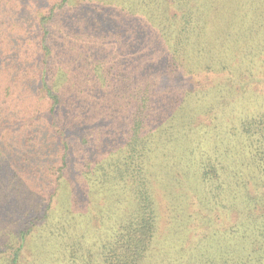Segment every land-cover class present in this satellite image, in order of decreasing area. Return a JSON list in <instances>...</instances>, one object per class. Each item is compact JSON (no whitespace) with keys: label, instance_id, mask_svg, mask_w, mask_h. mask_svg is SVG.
<instances>
[{"label":"trees","instance_id":"trees-1","mask_svg":"<svg viewBox=\"0 0 264 264\" xmlns=\"http://www.w3.org/2000/svg\"><path fill=\"white\" fill-rule=\"evenodd\" d=\"M20 6L18 0H0V11L8 20L4 22L12 25L7 32L0 25V85L7 95L13 89L24 94L28 90L18 99L34 101L35 110L30 117L22 113L18 122H12L6 116L10 108H5L0 192L19 189L18 169H33L28 164L34 165L32 174L39 172L44 187L32 192L34 204L24 209L25 217L16 216L12 203L5 207L9 213L1 214L3 264H23L35 231L44 250L41 254L52 264L61 254H69L70 264H143L152 254L157 233L150 169L158 159V168L174 167L176 159L182 161V152L192 157L196 148L215 156V163L229 164L233 159L226 157L227 146H250L251 153L244 152L248 166L239 171V204H262L261 195L252 193L248 185L255 180L264 184V115L243 120L242 131L249 139L239 138V119L227 122L220 142L208 146L201 139L203 146L195 147L197 135L192 134L201 130L194 122L203 114L225 106L215 117L220 121L229 106L239 107V99L248 91L255 98L263 96L264 91L253 84L264 79V0H32L28 6L34 11L23 19ZM31 26L37 43L27 53L24 43L32 35ZM197 86L204 89L195 91ZM240 86L246 92L239 98ZM65 103L70 114L95 109L99 117L104 109L108 113L114 107L123 108L131 119L119 155L113 156L117 151H108L111 144L102 138L101 146L108 145L102 152L108 154L97 156L96 170L91 161L86 163L96 171L89 173V179L100 178L105 188L114 184L112 188L116 185L121 194L134 197L129 214L106 215L105 221L115 220L94 250L72 234L74 223L63 213L53 219V201L64 184L72 150L71 134L58 119ZM202 156L195 164L198 170H209ZM207 170L200 177L203 185L213 180ZM258 222L249 223L235 239L231 263L264 264V228L258 233Z\"/></svg>","mask_w":264,"mask_h":264},{"label":"rangeland","instance_id":"rangeland-1","mask_svg":"<svg viewBox=\"0 0 264 264\" xmlns=\"http://www.w3.org/2000/svg\"><path fill=\"white\" fill-rule=\"evenodd\" d=\"M18 1L21 5L18 11H20L22 19L28 13L34 11L30 10V6H28L32 0ZM22 1H27L28 4ZM0 20H2L0 25H3V32L10 30L9 27H12V25L8 27L9 22H4L7 19L5 12L2 10L0 11ZM30 30H33L32 35H29L28 39L25 37L26 42L24 43L27 53L31 52L33 50L32 46L37 43L35 41L36 35L33 36L34 27L31 26ZM7 43L9 42L6 41L1 47H5ZM194 78L198 79L199 77ZM167 84L169 83L167 82ZM253 85L257 91H264V79L255 81ZM242 87H239L241 89L239 98L243 92H246ZM201 89H204L203 86L195 87V91H200ZM17 90L13 89L7 95V91H4V84L0 85V136L3 135L2 119L6 114L5 108H10V112L6 116L11 117L12 122H18L22 113L26 118L30 117L35 110V102L29 101V98L19 100V96L24 94V91L20 93ZM26 92L28 90L25 91V94ZM41 93L45 95L44 91ZM262 95L259 98H255L252 91H248L239 99V107L229 106L225 116L220 121L215 119V117L221 111L222 113L224 112L225 106L203 114L202 117L194 122L195 125H201V130H197L196 133L192 134L197 135L194 137L195 147L203 146L202 144L204 143L208 146L213 141L216 143L217 141L220 142V136L224 135L222 129L225 128L227 122L229 124L231 121H237L238 119L239 138L249 139L246 136L247 134L242 131L243 120L248 117H254L257 114L264 115V94ZM208 105L212 107L210 103ZM81 106L84 107L85 104ZM17 108L21 109V111L15 114ZM40 108L43 107L40 106ZM61 110L62 114L58 119L62 121V125L68 128L71 134L68 136L72 150L70 152V165L65 170L63 177L64 184L60 186L53 201V206L55 207L53 219L59 218L63 213L65 217H68L74 223V227L71 229L72 234L74 233L79 242L83 243L85 247H91L94 250L98 247V244H101L102 236L106 235L115 220L109 219V221H105L106 215H111L114 218L123 216L126 212L129 214L133 209L132 200L134 197L129 192L121 194L120 189H116V185L115 188H112L114 184L104 183L109 187L105 188L100 178L95 182V178L89 179L92 175L89 173H95L96 171L88 169L86 163L91 161L90 163H93L92 168L95 169L99 166L97 164L98 157L108 154L102 152V149L108 147L107 144L101 146V140L103 139L108 144H111V147H108L107 150L110 151L113 148L117 151L113 156L119 155L118 153L121 152L120 149L123 146H118L123 145L128 140L129 135H125V133L123 135V132L127 131L126 129L131 119L128 118V113L123 108L115 109L114 107H109L108 113L104 109V116L99 115V117L95 116L94 113H97L95 109L88 113L79 111L76 114H70L68 103H65ZM74 115L75 119H73L74 117L70 118V116ZM11 131L16 132L17 128ZM201 139L204 140V143L201 142ZM74 140L75 143L73 142ZM250 149H252L250 146L244 147L241 143L239 144V149L234 145L227 146L225 149L226 157L228 160L233 159V162L229 163L231 167L226 161L215 163L213 161L215 156L208 154L206 151L204 152V148H196L197 154L192 157H189L188 151L182 152V161L178 162L176 159L172 163L174 167L171 164H168L170 166L163 164L160 169L158 168V165L161 164L160 159L157 160L156 164L150 169L151 188L157 210V233L151 249L152 254L143 264H217L218 260L220 264H233L231 263V258L235 255V249H237V247L235 248V239L246 230L247 225L258 220L261 223L259 224L258 222L257 232L261 233L260 230L264 228V184L262 185L255 180L256 184L250 181L248 185L252 193L261 195L262 204L250 205L248 203V207L247 205L239 204V171H244L245 167L248 166L246 159L244 162V152L246 151L245 153L250 154ZM40 152L45 157V151L42 150ZM201 154L204 155L202 156L204 157L203 162L209 164L210 168L205 164L209 170H198L195 161L200 160ZM210 156L212 157L211 160ZM49 158L50 156L44 159L47 161ZM27 161H24L25 165L28 164ZM28 167L34 169L32 164H28ZM33 169H18L20 183L17 184H20L21 187L10 190V192H0V241L2 240L1 214L4 210L6 211L5 213H9L5 207L12 203L17 213L16 216L25 217L28 207H32L31 204H34L32 192H40L42 187H44L43 184H40L41 180H39V172H36L37 168L34 170L36 172L34 174H32ZM205 170L210 171L209 175L213 179L208 181V185L201 184L200 177ZM8 183L13 184L12 182ZM57 184L54 183V185ZM50 191H53L52 187ZM232 191H234L233 196L231 194ZM74 195L77 199L74 198ZM250 207L253 213H251ZM237 229H239V234H237ZM37 235L35 231L29 237L30 243L24 253L23 264H52L47 260L46 255L41 254L43 248L37 243ZM85 252L87 255L88 252ZM215 254H217V260L214 259ZM55 258L56 260H53L55 264L60 261L62 264L71 263L69 254L67 256L61 254L60 260L57 256ZM202 258L205 261L202 262ZM226 259L228 260L226 261ZM81 263L84 264L83 262ZM0 264L3 263L0 261Z\"/></svg>","mask_w":264,"mask_h":264}]
</instances>
